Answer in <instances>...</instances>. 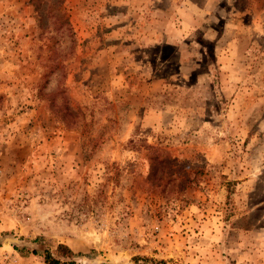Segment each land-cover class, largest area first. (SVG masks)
I'll use <instances>...</instances> for the list:
<instances>
[{
    "label": "rangeland",
    "instance_id": "obj_1",
    "mask_svg": "<svg viewBox=\"0 0 264 264\" xmlns=\"http://www.w3.org/2000/svg\"><path fill=\"white\" fill-rule=\"evenodd\" d=\"M264 264V0H0V264Z\"/></svg>",
    "mask_w": 264,
    "mask_h": 264
},
{
    "label": "trees",
    "instance_id": "obj_2",
    "mask_svg": "<svg viewBox=\"0 0 264 264\" xmlns=\"http://www.w3.org/2000/svg\"><path fill=\"white\" fill-rule=\"evenodd\" d=\"M55 251L56 254H53L50 251L42 252L43 254H41V257L46 264H75L74 261L60 260L59 257H57V255L65 258L71 256L72 252L67 246L58 244Z\"/></svg>",
    "mask_w": 264,
    "mask_h": 264
},
{
    "label": "built area",
    "instance_id": "obj_3",
    "mask_svg": "<svg viewBox=\"0 0 264 264\" xmlns=\"http://www.w3.org/2000/svg\"><path fill=\"white\" fill-rule=\"evenodd\" d=\"M76 264V263H75Z\"/></svg>",
    "mask_w": 264,
    "mask_h": 264
}]
</instances>
